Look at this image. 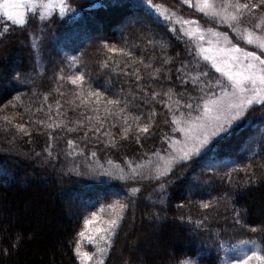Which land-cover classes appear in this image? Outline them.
I'll return each mask as SVG.
<instances>
[{
    "label": "trees",
    "instance_id": "16d2710c",
    "mask_svg": "<svg viewBox=\"0 0 264 264\" xmlns=\"http://www.w3.org/2000/svg\"><path fill=\"white\" fill-rule=\"evenodd\" d=\"M65 1L64 13L30 9L24 25L0 15V264H80L75 249L85 220L115 201L126 208L104 264H223L228 248L241 241L258 242L264 255L259 105L159 180L153 178L158 165L152 169L149 162L135 168L138 175L101 163L129 153L158 159L171 138L175 101L187 99L189 76L203 67L194 43L184 37L190 26L182 21H197L256 49L182 0H152L167 9L164 14L146 0ZM74 75H83L82 89L67 79ZM82 91L118 99L125 111L112 116L107 105L81 104ZM132 117L148 124L149 132L133 125L123 138V119L131 123ZM121 169L126 179L118 178Z\"/></svg>",
    "mask_w": 264,
    "mask_h": 264
},
{
    "label": "snow or ice",
    "instance_id": "6c2138e0",
    "mask_svg": "<svg viewBox=\"0 0 264 264\" xmlns=\"http://www.w3.org/2000/svg\"><path fill=\"white\" fill-rule=\"evenodd\" d=\"M36 2L37 0H0V14L13 24L24 25L26 23L25 9L32 8ZM56 2L60 6L61 13H64L67 10L65 0H56ZM182 2L189 7H194L205 17L218 19L221 23L226 24L228 28L236 33L237 40L253 46L256 50L248 51L246 48L233 44L226 33L216 32L211 28L202 29L197 21H182L184 25L190 26L185 34L198 40L196 55L208 62L211 68L224 79L215 78L214 83L207 80L204 81V87L200 89L204 93V97H201L203 100L202 108L199 102L196 104V109L201 111V115L196 116L194 120L190 119L182 122L174 119L172 121V123L177 125L174 130L182 132L184 139L183 141L172 142L173 145L179 144L180 147L176 148L174 154H171L164 164L157 168L153 177L157 180L166 176L176 164L190 161L193 157L199 155L204 149L209 147L216 137L228 132L233 125L245 119L254 105H259L261 109H264V0H219V2L218 0H182ZM146 3L158 13L164 14L167 12V9L162 10L160 5L153 4L152 0H146ZM53 6L54 0H48V3L43 5L45 8H52ZM174 16V13L167 15L166 19L171 20ZM246 18H251V20L256 22L248 26L244 23ZM3 31L7 32L8 29L5 28ZM205 40L207 47H204L203 43H199ZM105 47L111 53L130 56L123 49L108 45H105ZM138 63L143 62L140 61ZM145 67H150V65H145ZM208 76L209 72L200 71L194 80L200 81L201 77ZM60 79L63 80L65 77L61 76ZM67 79L71 84L82 89L83 75H74L67 77ZM137 79H139V76ZM182 82L186 83V81ZM213 87L219 88V95L212 91ZM165 95H168L169 100L172 99L171 90ZM15 99L19 101L20 97L17 96ZM79 99L81 104L111 106H106L105 112L112 116L117 114L116 109H119L121 114L125 111V109L120 108L122 101L118 99L105 100L99 92L88 91L85 93L82 91ZM45 100H47V97H45ZM175 103L179 104V101H175ZM12 106L15 107L16 105L13 104ZM184 107L193 110L194 106L192 103H185ZM95 110L99 111L98 108ZM169 110L171 111V108ZM106 118L104 117V119ZM5 119L8 118L5 117ZM92 119V117H88V122L91 123ZM95 119L96 126L94 131H99L101 118L96 117ZM182 124L183 126H181ZM133 125L142 133L149 132V125L144 124L141 126L139 117H132L131 123L125 118L122 124L123 138H127L128 133L132 131ZM47 126L53 127V124ZM55 126L58 127L59 125ZM16 127L19 131L26 132L22 124H17ZM72 130L74 129H69V131ZM105 135L111 136L107 132ZM69 144L71 145V141H69ZM92 155L95 156L96 153L93 152ZM119 171L120 175L118 178L121 180L126 179L123 170ZM131 174L138 175L137 170L135 168L131 169ZM138 191L139 189H132L133 193ZM209 206V204L203 205L204 208ZM110 207L113 210L109 214L111 218L103 222L106 227L96 226L91 229L88 228L89 225H94L100 218L97 213H92L91 218L85 220V228L93 234L88 235L89 242H93L94 236L98 235L100 242L104 246L100 247L97 245L96 253L89 254L88 252H81L79 245H77L75 254L79 258L80 264H92V262L94 264H104L103 259L99 257H102L104 252L111 247V237L119 227V222L122 218L121 214L125 210L126 205L117 201ZM100 211L103 212L104 209ZM240 217L241 213L237 212L234 217L235 224L240 223ZM252 231L255 232L257 229L252 228ZM79 235L83 238L86 236V232L82 231ZM249 251L251 254L244 253L243 259L238 260L236 264H253V262L255 264H264V255L251 249ZM182 264H191V262L183 261Z\"/></svg>",
    "mask_w": 264,
    "mask_h": 264
},
{
    "label": "rangeland",
    "instance_id": "374dc122",
    "mask_svg": "<svg viewBox=\"0 0 264 264\" xmlns=\"http://www.w3.org/2000/svg\"><path fill=\"white\" fill-rule=\"evenodd\" d=\"M47 3H48V0H37L36 4L32 8L39 7V12L45 13V14H47L49 12L61 13L60 6H59L58 2H56V0H54V6L52 8L43 7V5L47 4ZM65 3H66V1H65ZM32 8L25 9V17L27 16V12ZM254 22H256V21L251 20V18H246L244 21V23L248 26H250L251 23H254ZM224 25H226V24H224ZM199 26L205 30L209 29L207 26H203L201 24H199ZM188 28H186L184 30V37L186 38L187 41H192L194 43L195 47L197 48L198 40L195 37L192 38V37L185 34V32ZM214 31H216V30H214ZM216 32L224 33V32L219 31V30H217ZM207 38L208 37H207V33H206V40H207ZM206 40L203 42H199V43H203L204 47H207L208 45H207ZM240 47H242V46H240ZM197 57L201 61L200 64H202V65H200V66H203V67H202V69H199L198 71L192 73L189 76V80H191V83L189 85V88H187V91H188V94H186L187 99H185L183 101H179V104H175L176 107H178V109L172 110L173 111L172 121L174 119L180 120L182 122L188 121L190 119L194 120V118L196 116L201 115L202 114L201 111L196 109V104H197V102H199L201 105V108H202L203 100L201 99V97H204V93L201 92L200 89L204 87V81L207 80V81H211L214 83L215 78L219 77L222 80L224 79V78L220 77L219 73H216L215 70L211 68V66L208 62L204 61L199 56H197ZM202 61H203V63H202ZM200 71L209 72V76L208 77H201L200 81H195L194 78L199 75ZM205 91H207V89H205ZM212 91H214L217 95L220 94L219 88L213 87ZM185 103H192L194 106L193 110H189V109L185 108L184 107ZM189 113H190V115H189ZM181 126H183V124ZM176 128H177V125L172 123V136L168 141L164 142L162 149H161L162 152H161L160 156L158 157L159 160L155 159V157H152L151 161H146L145 158L147 155L138 154V153H129V154L117 156V157L112 158L110 160L104 161V163L103 162H101V163L105 167H109L110 169H112L113 172H115L116 170L118 171L117 166H122L123 170L128 171V173H131V169L137 168L138 166H142V165L146 164L147 162H149L147 164L150 165V167H152V169H154L157 165H158V167L162 166L164 164L165 160H167V158L171 154H174L175 149L180 147L179 144L173 145L172 142L173 141H183V139H184V134L182 132L175 131L174 129H176ZM160 151L158 152V154L160 153ZM161 158H163V159H161ZM147 167H145L144 169H148ZM116 189H117V191L123 190V186L117 187ZM123 193L124 192L121 191L119 193V196L120 195L122 196ZM119 196H117V197H119ZM115 202H117V201H115ZM114 203L102 206L97 212V214L100 218L96 221V223L94 225H89L88 228L91 229V228L96 227V226L106 227V224H104L103 222L107 221L111 218L109 214L113 210L110 207V205H113ZM101 209H104V211L101 212L100 211ZM121 216H122V214H121ZM83 231L86 232V236L83 238L80 237V241L78 244L81 252H88L89 254H93V253H96L97 245H99L100 247L104 246L103 243L100 242L98 235H95L94 241L90 243L87 237H88V235H93V234L91 232H89L86 228ZM149 238H150V236H148L146 238L145 243L148 242ZM143 246L145 247V245H143ZM250 249L253 251H257L261 255H263L261 253L260 246H259L258 242H256V241H241V242L236 243V244H234L228 248L227 254L224 257V263L223 264H230V262H231V264H236V262L238 260L243 259L244 253L251 254L249 251ZM155 250L158 253L162 252L161 251L162 249L157 244L155 246ZM106 252H107V250L104 252L102 257H99L100 259H103V261H104ZM92 264H94V262H92ZM253 264H255V262H253Z\"/></svg>",
    "mask_w": 264,
    "mask_h": 264
}]
</instances>
